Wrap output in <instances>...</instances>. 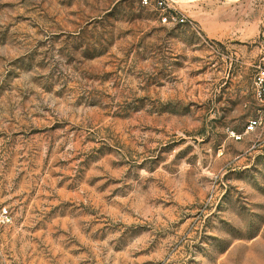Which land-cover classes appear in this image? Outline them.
Segmentation results:
<instances>
[{
	"label": "rangeland",
	"instance_id": "obj_1",
	"mask_svg": "<svg viewBox=\"0 0 264 264\" xmlns=\"http://www.w3.org/2000/svg\"><path fill=\"white\" fill-rule=\"evenodd\" d=\"M158 1L0 0V264H264V0Z\"/></svg>",
	"mask_w": 264,
	"mask_h": 264
},
{
	"label": "built area",
	"instance_id": "obj_2",
	"mask_svg": "<svg viewBox=\"0 0 264 264\" xmlns=\"http://www.w3.org/2000/svg\"><path fill=\"white\" fill-rule=\"evenodd\" d=\"M148 2V0H145ZM158 4L161 9L166 13L163 17V21L166 23H186L189 21L188 17L183 13L179 12L177 9L173 8L168 0H159ZM255 93L257 100L263 106V114L252 118L247 126V131L251 132L256 129V127L263 125L264 123V68H260L259 72L255 77ZM0 219L1 222L7 223L10 219V213L7 208L0 207Z\"/></svg>",
	"mask_w": 264,
	"mask_h": 264
},
{
	"label": "crops",
	"instance_id": "obj_3",
	"mask_svg": "<svg viewBox=\"0 0 264 264\" xmlns=\"http://www.w3.org/2000/svg\"><path fill=\"white\" fill-rule=\"evenodd\" d=\"M263 43H264V41H263Z\"/></svg>",
	"mask_w": 264,
	"mask_h": 264
}]
</instances>
